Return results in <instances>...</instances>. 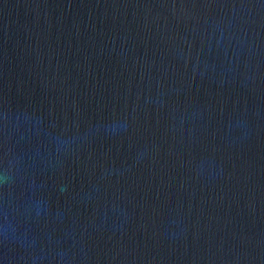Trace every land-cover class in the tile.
Segmentation results:
<instances>
[{"label":"water","instance_id":"1","mask_svg":"<svg viewBox=\"0 0 264 264\" xmlns=\"http://www.w3.org/2000/svg\"><path fill=\"white\" fill-rule=\"evenodd\" d=\"M0 264H264V0H0Z\"/></svg>","mask_w":264,"mask_h":264}]
</instances>
